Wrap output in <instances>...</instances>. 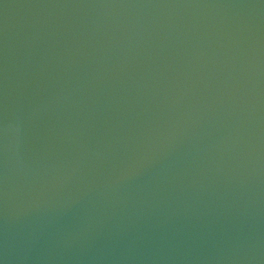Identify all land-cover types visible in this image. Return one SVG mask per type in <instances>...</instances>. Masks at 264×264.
I'll list each match as a JSON object with an SVG mask.
<instances>
[{"label": "clouds", "instance_id": "9594fccd", "mask_svg": "<svg viewBox=\"0 0 264 264\" xmlns=\"http://www.w3.org/2000/svg\"><path fill=\"white\" fill-rule=\"evenodd\" d=\"M0 264H264V0H0Z\"/></svg>", "mask_w": 264, "mask_h": 264}]
</instances>
